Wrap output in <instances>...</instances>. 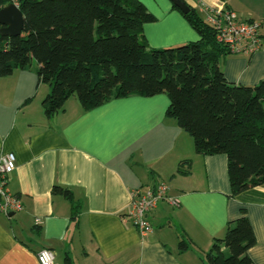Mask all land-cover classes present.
<instances>
[{
	"label": "crops",
	"instance_id": "0c3cea01",
	"mask_svg": "<svg viewBox=\"0 0 264 264\" xmlns=\"http://www.w3.org/2000/svg\"><path fill=\"white\" fill-rule=\"evenodd\" d=\"M154 22L142 26L148 49H168L198 41L193 27L169 0H137ZM205 20V10L224 4L240 20L261 24L262 48L218 61L225 80L254 87L264 80V0H183ZM29 70L0 77V155L12 153L15 169L8 188L22 211L0 214V264H38L37 253L50 250L53 264H206L215 239L241 211L255 244L247 251L253 264H264V184L231 195L227 159L200 156L191 137L165 117L169 99L131 95L109 99L89 110L69 98L62 111L46 117L42 101L49 87ZM181 165L184 173H177ZM160 182L179 201H162L147 220L152 230L141 236L125 220L134 190ZM54 185L67 189L71 204ZM39 221L38 224L35 222ZM180 241L186 249L180 250Z\"/></svg>",
	"mask_w": 264,
	"mask_h": 264
},
{
	"label": "trees",
	"instance_id": "16d2710c",
	"mask_svg": "<svg viewBox=\"0 0 264 264\" xmlns=\"http://www.w3.org/2000/svg\"><path fill=\"white\" fill-rule=\"evenodd\" d=\"M12 0H0V8ZM21 34L0 37V77L29 70L49 87L42 101L46 117L62 111L74 97L85 110L109 99L165 94V117L173 119L193 141L200 156L223 154L231 195L264 184V80L254 87L228 83L218 67L228 49L215 31L190 8L182 14L198 41L168 49H148L142 26L153 16L137 0H16ZM179 11L176 7L172 6ZM180 12V11H179ZM181 165L177 173H184ZM71 204V193L54 185ZM255 238L244 211L228 222L223 239H215L206 264H253L247 251ZM180 241L178 248L186 249ZM63 264H72L68 256Z\"/></svg>",
	"mask_w": 264,
	"mask_h": 264
},
{
	"label": "built area",
	"instance_id": "2783aa9c",
	"mask_svg": "<svg viewBox=\"0 0 264 264\" xmlns=\"http://www.w3.org/2000/svg\"><path fill=\"white\" fill-rule=\"evenodd\" d=\"M11 3L17 7L16 0H12ZM204 12L205 23L215 31L216 41L225 46L229 53L253 54L262 48L259 22L240 20L223 3L207 8ZM14 169V154L0 155V214L6 217L10 213L14 216L23 208L20 199L8 188L9 176ZM162 201L173 208L179 205L177 199L168 196L167 185L163 182L145 191L134 190L130 193V202L124 219L128 220L141 236H145L152 230L147 215ZM35 223L38 224L39 221ZM53 261L54 255L50 250L41 249L37 253L38 264H53Z\"/></svg>",
	"mask_w": 264,
	"mask_h": 264
},
{
	"label": "water",
	"instance_id": "95a60500",
	"mask_svg": "<svg viewBox=\"0 0 264 264\" xmlns=\"http://www.w3.org/2000/svg\"><path fill=\"white\" fill-rule=\"evenodd\" d=\"M182 14L190 11L189 6L183 0H169ZM23 24L22 14L12 3L0 8V37H15L21 34ZM8 214L7 217H12Z\"/></svg>",
	"mask_w": 264,
	"mask_h": 264
}]
</instances>
